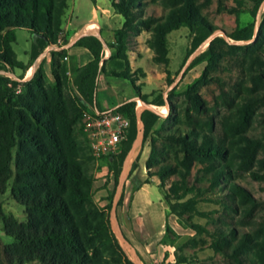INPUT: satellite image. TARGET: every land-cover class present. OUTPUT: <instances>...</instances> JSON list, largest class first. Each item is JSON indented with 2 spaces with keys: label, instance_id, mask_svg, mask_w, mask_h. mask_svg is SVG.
<instances>
[{
  "label": "rangeland",
  "instance_id": "1",
  "mask_svg": "<svg viewBox=\"0 0 264 264\" xmlns=\"http://www.w3.org/2000/svg\"><path fill=\"white\" fill-rule=\"evenodd\" d=\"M135 1V18L148 27L130 34L128 65L109 59V52L100 63L103 79L125 74L138 89L134 99L137 132L127 133L124 141L129 148L124 158L122 149L95 158L85 142L82 116L73 126L81 148L77 162L92 179L91 200L104 211L123 254L134 264H239L242 251L234 255L239 240L258 238L264 225V87L256 80L264 79V3L253 17L254 0ZM73 3L81 20L90 17L91 0ZM180 7H189L194 19L213 31L188 56L192 38L198 36L194 24L172 31L164 59L152 46L153 26ZM251 23V40L228 37ZM211 41L212 53L199 57ZM31 45V33L18 30L12 53L0 46V53L20 64L19 68L0 67V77L11 80L12 101L32 94V85H25L36 60ZM65 57L54 56L60 67L56 72L62 101L65 108L74 104L83 113L85 106L92 107L80 97ZM41 64L46 85L55 86L54 64L50 69L39 63L34 69ZM105 93L114 99L110 90ZM188 93L198 101L197 109ZM162 109L168 113L161 114ZM144 111L157 117H142ZM180 134L192 144H212L225 152L212 157L191 154L186 160L181 145L169 140ZM151 154L156 161L151 162L150 173L168 171L163 184L147 174ZM136 183L138 192H134ZM29 212L30 207L12 197L10 186L0 194V238L5 244L16 243L6 235L7 226L27 224ZM215 246L222 251H215Z\"/></svg>",
  "mask_w": 264,
  "mask_h": 264
},
{
  "label": "trees",
  "instance_id": "2",
  "mask_svg": "<svg viewBox=\"0 0 264 264\" xmlns=\"http://www.w3.org/2000/svg\"><path fill=\"white\" fill-rule=\"evenodd\" d=\"M68 1L0 0V46L12 53L15 31L27 30L32 35L31 56L35 60L47 47L57 44ZM108 1L123 18L122 27L113 33L109 59L123 61L128 65L126 53L130 34L148 26L135 18V0ZM263 3L264 0H254L253 17ZM191 23L198 36L192 38L188 56L213 31L208 24L194 19L189 7L173 9L164 22L153 26L151 43L157 55L166 59L167 35L182 26L189 27ZM253 36L254 24L251 23L228 37L234 41H248ZM213 43L211 41L199 57L210 55ZM74 46L86 49L92 57L89 63L74 71L73 78L80 97L94 107L97 80L104 72L100 67L103 43L98 37L89 35L78 39ZM52 55L54 58L56 55L65 57L66 54L60 51ZM52 63L55 86L46 85L41 64L25 84L32 85V94L20 102L10 99L8 84L11 80L0 77V194L5 193L10 186L12 197L23 206L30 207L27 224H9L6 228V235L16 243L5 244L0 238V264H24L30 261L39 264H134L123 254L104 211L91 200L92 179L77 162V151L81 148L75 142L73 130V126L81 120L82 111L74 104L70 108L64 107L61 81L56 72V68L60 67L54 59ZM6 66L19 68L20 64L0 53V67ZM167 76L169 78L170 72H167ZM116 77L130 82L139 95L129 76L122 74ZM256 80L264 87V79ZM189 98L197 109L198 101L194 96L189 95ZM134 107L135 101H129L115 109L126 112L130 117L131 127L128 132H137ZM87 109L85 106L84 111ZM145 114L157 117L149 111H144L142 117ZM169 140L181 145L186 160L191 154L212 157L216 154L221 156L225 152L212 144L205 147L203 144H192L181 134L170 136ZM128 143L124 141L120 145L119 149L123 152L121 160L129 148ZM153 161L156 159L151 154L146 164L147 174L159 178L163 184L168 171L162 169L151 174ZM139 188L140 184L136 183L134 192ZM259 234L256 239L244 236L239 240L237 250L234 251V255L236 251L239 254L242 251L239 264H264V225ZM213 249L222 251L220 246Z\"/></svg>",
  "mask_w": 264,
  "mask_h": 264
},
{
  "label": "crops",
  "instance_id": "3",
  "mask_svg": "<svg viewBox=\"0 0 264 264\" xmlns=\"http://www.w3.org/2000/svg\"><path fill=\"white\" fill-rule=\"evenodd\" d=\"M91 4L90 17L86 20H81L77 15L73 0L68 1V9L64 16L62 33L58 38L57 44L47 47L36 58L32 65L33 72L36 71L35 65L42 63V61L45 63L46 68L48 66L51 69L54 59L52 52L66 51L67 55L65 58L68 73L73 74L75 70L83 67L92 60L90 53L86 49L74 46L78 39L89 35L98 37L103 43L102 59L106 61L107 53L109 52L110 55L112 51L109 46L113 43V33L122 27L123 18L114 11L108 0H91ZM17 31H15V36ZM46 73L48 72L46 71ZM27 78L28 76L24 80H27ZM100 83L101 88L99 89ZM108 90L114 93V99L106 98L105 91L107 92ZM121 92L124 93V96L118 98L116 94ZM136 95V91L127 80L122 78L103 79L100 75L97 80L95 106L92 109L99 111L114 110L126 102L134 101ZM130 218L132 219L131 214Z\"/></svg>",
  "mask_w": 264,
  "mask_h": 264
},
{
  "label": "built area",
  "instance_id": "4",
  "mask_svg": "<svg viewBox=\"0 0 264 264\" xmlns=\"http://www.w3.org/2000/svg\"><path fill=\"white\" fill-rule=\"evenodd\" d=\"M81 121L89 151L97 159L114 154L131 127L128 114L115 109H87L83 111Z\"/></svg>",
  "mask_w": 264,
  "mask_h": 264
},
{
  "label": "bare ground",
  "instance_id": "5",
  "mask_svg": "<svg viewBox=\"0 0 264 264\" xmlns=\"http://www.w3.org/2000/svg\"><path fill=\"white\" fill-rule=\"evenodd\" d=\"M87 28H88V27H87ZM167 113H168V112H167L166 109H162L161 114L165 115V114H167Z\"/></svg>",
  "mask_w": 264,
  "mask_h": 264
}]
</instances>
